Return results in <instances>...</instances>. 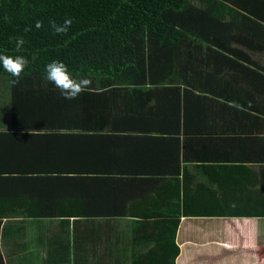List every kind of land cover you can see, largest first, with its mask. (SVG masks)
Instances as JSON below:
<instances>
[{
	"label": "crops",
	"instance_id": "obj_1",
	"mask_svg": "<svg viewBox=\"0 0 264 264\" xmlns=\"http://www.w3.org/2000/svg\"><path fill=\"white\" fill-rule=\"evenodd\" d=\"M231 77L237 80H212L207 90L247 85L249 102L264 109V79ZM197 83L190 89L199 92ZM122 85L90 82L66 99L46 77L0 83V264H264V218L181 219L179 178L162 161L175 158L182 171L188 163L181 157L201 161L225 197L222 166L247 165L264 184V114L229 113L217 106L241 103L207 94L215 98L195 103L196 132L185 137L158 129L140 92L146 87ZM118 103L142 108L144 119L110 109ZM254 196L237 198L250 203Z\"/></svg>",
	"mask_w": 264,
	"mask_h": 264
},
{
	"label": "trees",
	"instance_id": "obj_2",
	"mask_svg": "<svg viewBox=\"0 0 264 264\" xmlns=\"http://www.w3.org/2000/svg\"><path fill=\"white\" fill-rule=\"evenodd\" d=\"M236 13L241 17L235 18ZM66 20H71L67 32L57 33L53 23L62 25ZM0 55L28 59L21 82L44 80L46 65L59 60L77 79L142 85L146 88L140 92H146L144 98L151 102L149 110L155 120L158 117V129L185 137L196 132L195 103L215 98L207 94L241 103L217 106L229 113H246L254 119L264 114L262 107L249 102L247 85L207 90L212 80L234 83L232 72L264 79V0H0ZM215 64L213 74L189 73ZM14 79L0 65V83L13 84ZM196 83L199 92L206 93L190 89ZM110 109L132 112L136 123L145 117L140 107L130 111L118 103ZM166 158L162 161L179 178V202L174 204H179L181 219L264 218V184L253 176L257 172L252 168L222 166L228 180L225 197L219 177L211 179L201 161L181 157L188 163L182 171L175 158ZM246 177L255 180L254 185L241 187L252 183L239 182ZM245 194H255L254 202H238L237 197ZM254 203L258 212L251 210ZM173 222L176 233L178 222Z\"/></svg>",
	"mask_w": 264,
	"mask_h": 264
},
{
	"label": "clouds",
	"instance_id": "obj_3",
	"mask_svg": "<svg viewBox=\"0 0 264 264\" xmlns=\"http://www.w3.org/2000/svg\"><path fill=\"white\" fill-rule=\"evenodd\" d=\"M71 25V20H66L62 25L53 23L52 27L57 33H66ZM39 26V23L38 25ZM22 39L17 41V48L22 45ZM33 59H35L33 57ZM28 59L23 55H0V65L15 79L13 84L19 83L21 73L28 65ZM46 78L60 90V94L66 99H75L90 83L87 79H77L69 71L66 64L59 60H53L46 65Z\"/></svg>",
	"mask_w": 264,
	"mask_h": 264
},
{
	"label": "rangeland",
	"instance_id": "obj_4",
	"mask_svg": "<svg viewBox=\"0 0 264 264\" xmlns=\"http://www.w3.org/2000/svg\"><path fill=\"white\" fill-rule=\"evenodd\" d=\"M223 219H216V218H208L207 219V222L208 223H212L213 225H216V224H218V223H222L223 221H222ZM219 250L221 251L222 249H220L219 248ZM223 252V251H222ZM221 254H225V253H221ZM258 254V253H257ZM262 254H264V247H262L261 249H260V253L258 254V255H262ZM254 255H255V253H254ZM226 256H228V254H226ZM225 256V257H226ZM197 263H199V264H209L208 262H205V261H203V260H197L196 261Z\"/></svg>",
	"mask_w": 264,
	"mask_h": 264
}]
</instances>
